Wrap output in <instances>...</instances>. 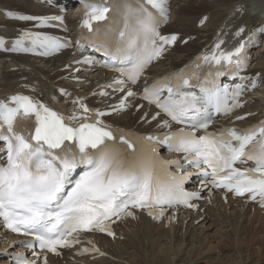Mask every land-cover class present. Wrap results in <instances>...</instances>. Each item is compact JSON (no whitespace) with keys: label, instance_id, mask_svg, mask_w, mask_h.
Returning a JSON list of instances; mask_svg holds the SVG:
<instances>
[{"label":"snow or ice","instance_id":"snow-or-ice-1","mask_svg":"<svg viewBox=\"0 0 264 264\" xmlns=\"http://www.w3.org/2000/svg\"><path fill=\"white\" fill-rule=\"evenodd\" d=\"M82 3L85 11L81 27L90 32L98 31L95 25L108 19L110 9L103 6L104 0L99 3L82 0ZM168 14V0H140L135 7L128 8L118 46L114 52H105L109 57L105 61L106 67L110 61L124 65L116 71L126 79L114 82L121 91L128 82L135 84L148 65L162 55L165 46L177 40V35H162L159 31L160 23L167 21ZM7 15L16 14L8 12ZM18 19L62 22L64 16L20 15ZM243 31L241 28L237 35ZM257 31L264 32V28ZM254 37L255 32L247 41L240 42L234 51H217L220 49L218 43L213 52L197 60L215 63L221 68L225 65L241 67L247 61V44L252 43ZM26 40L48 50L43 54L66 46L56 38L26 31L15 40V47L11 50L29 51L24 46ZM4 44V39L0 38V48H4ZM83 62L92 61L85 57ZM222 74L217 71L215 75ZM172 81L174 85L167 87ZM188 83L181 71L143 89L144 100L155 104L174 122L191 123L192 129L181 128L162 139L144 137L149 147L138 153L123 133L115 134L120 132L119 129H112L99 119L106 113L89 109L82 97L73 100L74 109L68 117L25 95L12 96L10 100L14 106L0 101V141L4 142L3 151L7 153L6 164L0 165V217L7 229L32 237L20 243L33 248L34 240L41 251H33V255L48 264L43 252L59 254L58 249L79 244L80 236L85 232L114 237L113 224L127 217L134 218L136 210L146 211L158 220L168 208L178 204L195 207L189 201L199 193L183 190L180 182L185 177L162 179L161 169L166 162L158 158L156 147L151 146L156 142L185 153L190 163H194L205 177H210L207 184L226 189L236 196L247 194L248 199L264 206V121L248 129L226 128L219 133L205 132L198 136L195 129L206 130L210 123L207 117L200 115L206 110V104L214 102L217 112H231L241 107L239 96L242 89L238 85L231 93L223 90L226 99L221 102V92L211 81L207 83L213 87L201 86L202 92L206 93L203 103L195 95L185 94L176 99L181 84ZM164 87H167L168 95L162 99ZM252 87H256L255 81ZM134 95V92L127 91L128 97ZM227 99L231 100L230 104ZM124 105L125 101L121 100L113 111ZM89 119L93 122H88ZM236 119L244 117L237 116ZM23 122H30L32 130H19ZM163 123L168 125V121ZM126 149H134V152L129 155ZM244 161H253L255 166L235 167L237 162ZM80 166L87 170L73 181V173ZM81 252L104 255L95 245L84 247ZM16 259L17 264H36V260H27L22 253H17Z\"/></svg>","mask_w":264,"mask_h":264},{"label":"bare ground","instance_id":"bare-ground-1","mask_svg":"<svg viewBox=\"0 0 264 264\" xmlns=\"http://www.w3.org/2000/svg\"><path fill=\"white\" fill-rule=\"evenodd\" d=\"M137 4L136 0H123L120 5L126 7L127 12L128 8ZM10 5H16L18 8ZM68 6L72 7V11L65 17H68L70 24L77 25V19L81 15L80 11H76L79 7L73 3ZM168 6L171 11L170 20L163 32L178 33L182 37H179L175 47L170 48L158 64L149 68L146 78L141 82L150 83L166 72L182 68L197 53H208L210 50L213 52L218 43L221 48L222 43L226 46L229 41L237 40L235 32L239 28L245 29L244 36L251 32L252 28H264V0H168ZM6 9L8 12L23 11L37 17L57 15L53 7L42 4L40 0H0V34L5 38H19L23 32L42 29L38 26L39 21L13 20L5 12ZM76 12L79 14L77 19L73 17ZM204 18L206 21L201 25L200 21ZM185 38L190 40L186 46H181ZM260 38L264 40V37ZM253 55L248 71L253 75L259 74L264 81V41L263 46L257 47ZM85 57L88 56L69 49L50 59L0 51V96L28 93L36 100L48 103L61 111L72 110L73 100L82 97L99 111L112 112L108 120L121 128L142 133H163L178 128L164 115L157 116L158 111L138 97L142 91L141 87L129 86L124 91L118 90L112 83L119 78L114 73L101 70L96 63H84ZM129 90L135 95L128 97ZM247 99L245 107L238 114L249 113V117L238 123L241 126L256 123L262 117L264 82L260 88L250 93ZM121 100L125 101L124 107L113 111V108L120 105ZM228 120L227 117L221 118L220 124H225ZM164 121H168L167 126ZM124 136L134 145L141 142L136 135ZM139 150L140 147L137 151ZM167 157L178 156L168 153ZM202 180H205L203 175L192 176L188 184L190 190L199 193L193 210L172 208L158 220L145 211H136L134 218H124L114 225V237L101 233L82 235V238L92 241L104 255L98 252L82 253L81 247H75L66 249L59 255L42 253V256L47 255L48 264H159V261L166 260L168 255L172 259H180V264H212L209 262L211 259L199 257L209 248L201 238L204 235V238H208L210 235L217 241L214 249H228V252L224 251L223 256L221 255L222 258L216 257V260L213 257L216 264H249L245 260L249 257V254H246L249 249H246L245 253L241 249L245 247H241L244 241L248 246H257L258 249L253 252L262 259L264 212L257 205L243 199L231 197L221 191L203 189L200 185ZM216 227V232L220 234L218 236L212 232ZM20 241L24 240L13 236L0 218V264H17V253H22L27 260H36V264H43L42 258L37 259L33 255V251H40L32 250ZM171 260H167V264L173 263Z\"/></svg>","mask_w":264,"mask_h":264},{"label":"rangeland","instance_id":"rangeland-1","mask_svg":"<svg viewBox=\"0 0 264 264\" xmlns=\"http://www.w3.org/2000/svg\"><path fill=\"white\" fill-rule=\"evenodd\" d=\"M11 6V5H10ZM11 7H16V8H18V6H16V5H12ZM252 9H254V8H252ZM54 10L55 11H57L56 10V8H54ZM208 13V12H207ZM211 14H212V12H211ZM193 24L195 25V22H193ZM264 35V34H263ZM180 37H182V35H180ZM264 37V36H263ZM189 39V38H188ZM263 41L264 40H262L261 39V41H260V44L257 46V47H259V46H263ZM189 42V41H188ZM188 42H185V40L184 41H182V44H181V46H186L187 45V43ZM256 47V48H257ZM256 48H254L253 49V51L255 52V49ZM255 55V54H254ZM253 55V56H254ZM57 56V55H56ZM48 59H50V58H48ZM216 229H217V227L212 231L213 233H214V235L215 236H218V235H220V234H218L217 232H216ZM222 232V231H221ZM205 236V235H204ZM204 236H202V238H201V240L204 242V244H205V246H207L208 245V249H206V251L204 252V253H202V254H200L199 255V257L201 256V258H203V259H206V260H209V259H211L212 261H209L210 263L212 262V264H216V262L213 260V257L216 259V257H217V259H218V257L219 258H222V256H223V254L228 250L226 247H224V248H222V249H218V248H215L214 249V246L216 245V243H217V241L215 240V239H213V237H210V235H209V239L208 238H204ZM210 238H212V239H210ZM211 245V246H210ZM232 245V244H231ZM243 246H245V247H243ZM248 244L244 241L243 242V245L241 246V247H243V248H241L242 249V251H243V253H245L246 252V249L248 250V253H246V254H249L248 256L249 257H247V259H245V260H247V262L249 263V264H264V257L262 258V259H260L257 255H255L254 254V252L253 251H255V250H257L258 249V247L257 246H255V245H252V246H248ZM257 247V248H256ZM245 248V249H244ZM175 250H177V252H178V248L177 247H175ZM186 250H187V248H186ZM223 250V251H222ZM220 251H222L221 253H220ZM225 251V252H224ZM185 252V251H184ZM184 252H182V254H181V256L183 257V255H184ZM228 252V251H227ZM256 252V251H255ZM215 253V254H214ZM218 254V255H217ZM222 255V256H221ZM169 256V255H168ZM166 256L165 258H166V260L165 259H162L161 261H159V264H167V262L168 261H170L172 258L169 256ZM180 256V258H182ZM255 256V257H254ZM168 257V258H167ZM126 259V258H125ZM174 259V258H173ZM172 259V260H173ZM216 259V260H217ZM250 260V262H249V260ZM168 260V261H167ZM171 260V261H172ZM257 260V261H256ZM126 261H128L127 259H126ZM162 261L164 262V263H162ZM179 261H180V259H178V260H173L172 262L173 263H171V262H169L168 264H177V263H179ZM175 262V263H174ZM215 262V263H214ZM256 262H259V263H256ZM156 264H158V263H156ZM180 264V263H179Z\"/></svg>","mask_w":264,"mask_h":264}]
</instances>
